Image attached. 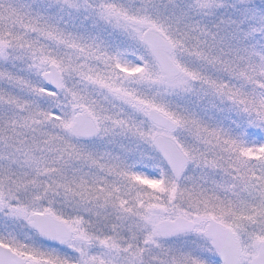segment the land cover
<instances>
[{
  "label": "snow or ice",
  "instance_id": "snow-or-ice-1",
  "mask_svg": "<svg viewBox=\"0 0 264 264\" xmlns=\"http://www.w3.org/2000/svg\"><path fill=\"white\" fill-rule=\"evenodd\" d=\"M0 264H264V0H0Z\"/></svg>",
  "mask_w": 264,
  "mask_h": 264
}]
</instances>
